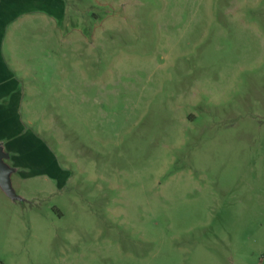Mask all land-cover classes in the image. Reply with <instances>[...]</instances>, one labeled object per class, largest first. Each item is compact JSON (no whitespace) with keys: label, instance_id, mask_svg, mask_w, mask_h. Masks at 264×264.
<instances>
[{"label":"rangeland","instance_id":"374dc122","mask_svg":"<svg viewBox=\"0 0 264 264\" xmlns=\"http://www.w3.org/2000/svg\"><path fill=\"white\" fill-rule=\"evenodd\" d=\"M9 73L0 264H264V0H0Z\"/></svg>","mask_w":264,"mask_h":264},{"label":"crops","instance_id":"0c3cea01","mask_svg":"<svg viewBox=\"0 0 264 264\" xmlns=\"http://www.w3.org/2000/svg\"><path fill=\"white\" fill-rule=\"evenodd\" d=\"M15 81L17 80H15L14 75L11 73L0 80V143L3 145L4 151L9 155L7 163L14 169L13 174L25 166L19 157V138L24 134L22 131L24 123L20 116V107L23 99L20 95V90L17 88L18 84ZM10 84H16L14 85L15 88H12ZM3 128L8 130L6 135L3 133ZM52 157L54 160L49 158L52 164L47 161L49 163V170L52 172L51 174H57L62 177L65 174L64 170L57 164L55 156ZM44 161L45 159L40 157L39 162L44 163Z\"/></svg>","mask_w":264,"mask_h":264},{"label":"water","instance_id":"95a60500","mask_svg":"<svg viewBox=\"0 0 264 264\" xmlns=\"http://www.w3.org/2000/svg\"><path fill=\"white\" fill-rule=\"evenodd\" d=\"M9 155L4 151L3 145L0 143V185L4 191L15 199L23 200L19 197L12 188L11 176L14 169L11 168L7 160Z\"/></svg>","mask_w":264,"mask_h":264}]
</instances>
